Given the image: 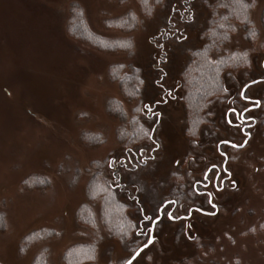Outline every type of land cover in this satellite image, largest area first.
I'll use <instances>...</instances> for the list:
<instances>
[{
  "label": "rangeland",
  "instance_id": "obj_1",
  "mask_svg": "<svg viewBox=\"0 0 264 264\" xmlns=\"http://www.w3.org/2000/svg\"><path fill=\"white\" fill-rule=\"evenodd\" d=\"M255 1L252 19L260 30L257 43L247 41L239 28L211 56L217 60L235 50H252L248 69L225 72L224 99L264 77V52L257 48L264 39V0ZM74 4L83 10V25L86 22L93 32L112 38L127 34L107 28L105 20L135 11L139 27L132 33L134 54L98 50L72 38ZM217 5L218 0H165L151 18H143L135 0H0V217H4L2 224L0 220V264H31L42 251L48 264H71L64 253L75 244L92 242L97 244L94 257L80 264H125L139 245L148 242L150 221L158 216L161 202L174 197V191L183 193V186L192 187L201 175L202 166L191 167L189 173L184 166L191 155L194 164L200 158L191 143L193 137L186 133L181 81L190 51L205 44L202 31ZM116 63H132L141 69V102L158 113L151 124L145 121L160 142L156 158L133 178L124 176L128 197L124 194L122 199L132 206L140 202L144 216L150 217L145 220L138 210L132 212L140 233L146 234L132 245L108 236L99 217V203L94 205L97 229L81 224L76 216L87 200L96 164L104 163V173L116 184L113 169L126 159L129 163L122 169L132 172L129 168L136 162V155H127L119 142V121L109 110L112 99L122 101L130 114L135 106L110 78V66ZM259 92H264V82L248 89L249 95L264 100ZM228 107L229 103L216 99L208 111L225 113ZM259 123L246 148L232 150L229 167L238 186L215 192L218 214L194 212L188 235L184 221L169 220L165 214L155 226L154 241L132 264H264V116ZM225 127L220 136L209 140V148L213 145L209 158L221 161L218 139L235 135ZM87 132L98 134L101 142L90 144L84 137ZM198 139L200 145L203 138ZM148 147L136 146L133 151L143 150L146 155ZM36 174L49 181L45 189L24 185L26 178ZM211 178L213 182V174ZM192 194L199 207L213 211L203 197L197 201V193ZM37 230L43 238H31Z\"/></svg>",
  "mask_w": 264,
  "mask_h": 264
},
{
  "label": "trees",
  "instance_id": "obj_2",
  "mask_svg": "<svg viewBox=\"0 0 264 264\" xmlns=\"http://www.w3.org/2000/svg\"><path fill=\"white\" fill-rule=\"evenodd\" d=\"M135 2L138 4L143 18H151L156 9L165 4V0H135ZM255 4V0H218V9L214 11L208 26L202 31V38L205 40V44L199 49L190 51L191 58L182 72L183 80L181 81L183 89L181 100L186 109V133L190 137H197L202 127L206 124L207 111L211 102L216 99H223V95L227 92L224 91L226 88L224 84L225 72L228 70H246L252 64V50L250 48L235 50L220 56L217 60H213L211 56L214 52L219 51L222 46L227 45L239 28L243 29L244 38L247 41L257 43L260 38V30L252 19ZM83 15L82 8L74 4L71 10L69 27L72 38L81 40L83 43L98 50L134 54L135 43L132 33L139 27V16L135 11H129L123 15L105 20L107 28L127 34V36L115 38L98 35L90 29L86 22L83 25ZM261 24L264 28V11L261 17ZM257 48L264 52V39L258 42ZM109 74L112 81L119 84L124 98L129 102H135L132 114L128 113L122 101L112 99L109 102L111 114L119 121L118 140L127 155H131L133 152L138 154L140 150L133 151L136 146H149L148 149L153 153L152 157H150L151 161L154 159L159 145L153 129H150L148 127L149 124L145 122L149 120L151 124L155 116L148 113L144 114L141 102L143 89L141 69L132 63H116L110 66ZM152 126H157V124ZM84 137L88 139L90 144L96 145L101 142L98 134L87 132ZM123 164H118V169L114 168L112 171L116 184H113L104 173V163L95 165L97 171L93 173L89 180L86 194L87 200L80 205L76 216L81 224L97 229L98 221L94 212V205L99 203V217L108 236L132 245L137 244L146 237L145 233H140L139 226L134 220L132 212L138 210L142 216L145 214L142 212L140 202H137L136 206H132L122 199L124 194L128 197V193L125 190L124 176L127 175L133 178L137 171L143 170L149 163L138 166L132 165L131 168L128 167L132 172L128 173L123 171L122 168H126ZM24 185L29 188L45 189L49 185V181L36 174L26 178ZM172 194L178 201L185 197L182 192L177 194V191H174L171 196ZM0 220L2 224L4 217H0ZM37 232L33 231L31 238H43L40 231L37 230ZM96 249V242L78 243L71 246L64 253V257L68 263L73 264L77 261L78 263L74 264H80L88 259L89 256L93 258ZM43 252L38 253L31 264H48L46 255Z\"/></svg>",
  "mask_w": 264,
  "mask_h": 264
},
{
  "label": "flooded vegetation",
  "instance_id": "obj_3",
  "mask_svg": "<svg viewBox=\"0 0 264 264\" xmlns=\"http://www.w3.org/2000/svg\"><path fill=\"white\" fill-rule=\"evenodd\" d=\"M259 79L260 78H256L254 80H259ZM247 84H249L250 86L255 85V84H252L251 82L247 83ZM249 87L248 88L242 87V89L239 93L235 92L234 94L230 95L229 97H227L225 99L224 98L220 99L221 103H223V104H224V102L229 103V107H228V109H226L225 113L223 112V110L218 111L217 109H213L211 112L208 111L207 122L204 125V127L201 129L202 134H200V136H199V137L203 138L202 143L200 145H198V142H199L198 138L199 137L198 138H192V140H191V143L194 144L193 146L196 148L195 150L197 151V154H198L196 156L200 158V161L198 163L196 162L194 164L193 161H195V156L191 155V157H189L190 158L189 161L184 164V166H186V165L188 166L187 173H189V170H192L191 167H194V166H196V167L200 166L201 167L202 166L200 178L197 179L193 183L192 187H191V185H189L193 190L187 189V187H189L188 185L186 188L183 186V188L185 189V190H183L184 191L183 195L187 198V200L178 201V200H176V198L172 197L170 199L165 200L163 202V204H161L159 206L158 216L151 219V221H150V227H149L150 236H151V227H152L154 220L160 217V219L155 224V226H156L158 224V222L161 221V219L163 218V216L165 214L169 218L168 213H172L173 217H174L172 219L169 218V220H178L179 222L180 221L185 222L184 224H182V226H184V228L187 229V231L185 233L188 235L189 234L188 229H190L194 225L190 221L192 219V217L194 216V212H197V213L204 215V216H213L212 213H215L214 215L218 214L219 206L215 202V200H216L215 199L216 198L215 192H220V191L226 189V187H231V188L234 187V189L237 188V186H238L237 181L232 179L233 172L229 167V162L232 161V157H233L231 155L232 150L235 152H240L246 148V146L248 145L249 141L251 140L257 126L259 124H261V123H259L260 120L264 116L263 115L264 100L262 98L263 96L259 97V95L257 96V94H255L253 96L249 95L248 94ZM259 93L261 95L264 94V92H262V93L259 92ZM241 94H243V95H241ZM244 97H250L251 99H245ZM257 100L260 101V104L258 106L255 104V101H257ZM217 107H219V106H217ZM231 109H235L236 111L232 112ZM245 109H247V111H245ZM260 110H262V111L260 112ZM153 111H154V108H153ZM229 120L231 121V123H229ZM222 122H223V124H220ZM226 125L229 128L234 130L233 132L235 133V135H227L226 138L218 139V141L216 143V151H217L218 155L222 158L221 161H218L217 157L209 158V156H211V154L208 155V153L213 152L211 150L213 145L209 148V146H210L209 140L210 139H212V141H213V139L215 140L218 137V135L222 132L221 127H224L226 129V127H225ZM243 136H244V138H243ZM241 137L243 139H241ZM156 140H157L158 145L160 147V142L158 141V139H156ZM225 140L230 141L231 143L230 144L221 143V141H225ZM231 144L243 145V146L242 147H232ZM194 147H192V149H194ZM146 150H147V152H149V154L144 155L145 151H143V150H140L138 154H136V152H133L134 155H136L134 157L136 162L133 164L132 163L133 158L132 159L130 158L129 159L130 163H132V165H134V166H138V165L144 164V163L148 164L150 162V157H152L151 155H153V153L148 148ZM190 151L191 150H189L188 153H190ZM155 158H156V155H155L154 159ZM184 159H185V157H184ZM125 161H126V159H125ZM125 161H124V164H127V162H125ZM197 161H198V158H197ZM177 165L183 166L182 164H178V163H177ZM191 165H193V166H191ZM240 171H239V173H240ZM176 174H180V172L177 171ZM212 174L214 175L213 182H212V178H211ZM233 182H235V183L233 184ZM182 183H184V182H182ZM211 187L213 190L211 189ZM185 192H187V193L185 194ZM188 192L189 193L190 192L197 193V195H198V198L196 199L197 201L200 200L201 197H203V199H204V200L202 199L204 201L203 203L210 205L213 208V211L209 212V211L205 210L204 208L199 207V205H197L195 203V201L191 198V197L194 198V196H192L193 194L190 193L191 194V197H190ZM208 193H211L210 197L207 195ZM209 200H211V203H209ZM213 204L216 205L215 208L213 207ZM184 209H185V213H180ZM188 209H201V211H192L191 213H189L187 211ZM176 212L180 213V214H177ZM175 217H179V218H175ZM154 229H155V227H154Z\"/></svg>",
  "mask_w": 264,
  "mask_h": 264
},
{
  "label": "snow or ice",
  "instance_id": "obj_4",
  "mask_svg": "<svg viewBox=\"0 0 264 264\" xmlns=\"http://www.w3.org/2000/svg\"><path fill=\"white\" fill-rule=\"evenodd\" d=\"M176 38H177V39H185L184 37H181V36H177ZM158 46H159V45H158ZM160 79L162 80L163 77H161ZM262 82H264V77H261L259 80H253V81H251L252 84L262 83ZM154 83L158 84L160 87H163V85L160 84L159 81H155ZM249 86H250L249 84H245L244 87H245V88H248ZM224 91L226 92L227 89L225 88ZM167 94H168V95H171V92L169 91ZM241 95H243V94H241ZM244 98H245V99H251L250 97H244ZM155 103H156V104H159L160 101H155ZM255 104L258 106V105L260 104V101H259V100L255 101ZM143 107H144V109L147 110V112H148L149 114H151V115H158V113H155V112L153 111V108L151 107V105H150L149 103H145V104L143 105ZM231 111H232V112H235L236 110H235V109H231ZM245 111H247V109H245ZM149 118H150V117H149ZM229 123H231L230 120H229ZM221 143H223V144H230L231 142L225 140V141H221ZM245 143H246V142H245ZM231 146H232V147H242L243 145L231 144ZM177 163H179V162H177ZM234 183H235V182H233V184H234ZM207 195L210 197V196H211V193H208ZM209 203H211V200H209ZM213 207L215 208L216 205L213 204ZM187 211H188L189 213H191L192 211H201V209H188ZM212 214L214 215L215 213H212ZM168 216H169L170 219L174 218L172 213H168ZM175 218H179V217H175ZM144 219H145V220H149L150 217H149V216H144ZM152 242H153V239H152V238H149V239H148V244H151ZM145 247H147V245H145ZM136 255H139V252H137ZM133 259H135V256H133L132 259H129V260L126 262V264H132V260H133Z\"/></svg>",
  "mask_w": 264,
  "mask_h": 264
},
{
  "label": "water",
  "instance_id": "obj_5",
  "mask_svg": "<svg viewBox=\"0 0 264 264\" xmlns=\"http://www.w3.org/2000/svg\"><path fill=\"white\" fill-rule=\"evenodd\" d=\"M159 219H160V217L157 218V219H155L154 222H153V224H152V227H151V236H150V238H152L153 241H154V236H153L154 227H155L156 222H157ZM145 245H147V247H148V246L151 245V244H148V242H147V243H145L144 245H142L141 247H139V248L137 249V251L133 254V256H135V259L139 256V255H136L137 252H139V254H140L145 248H147V247H145ZM133 256H132V257H133ZM132 257L129 258V259H132ZM129 259H128V260H129ZM135 259H133L132 262H133ZM128 260H127V261H128ZM127 261H126V262H127ZM125 264H126V263H125Z\"/></svg>",
  "mask_w": 264,
  "mask_h": 264
}]
</instances>
